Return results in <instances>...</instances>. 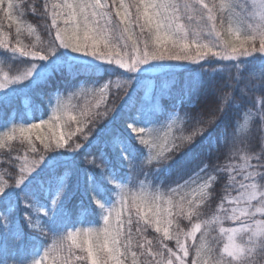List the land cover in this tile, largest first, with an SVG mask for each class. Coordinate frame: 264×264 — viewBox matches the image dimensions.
I'll use <instances>...</instances> for the list:
<instances>
[{
	"label": "snow or ice",
	"instance_id": "obj_1",
	"mask_svg": "<svg viewBox=\"0 0 264 264\" xmlns=\"http://www.w3.org/2000/svg\"><path fill=\"white\" fill-rule=\"evenodd\" d=\"M4 21L0 147L26 148L0 171V264H264V0H0ZM45 103L67 135L40 134Z\"/></svg>",
	"mask_w": 264,
	"mask_h": 264
},
{
	"label": "trees",
	"instance_id": "obj_2",
	"mask_svg": "<svg viewBox=\"0 0 264 264\" xmlns=\"http://www.w3.org/2000/svg\"><path fill=\"white\" fill-rule=\"evenodd\" d=\"M28 24H31L33 27H37L38 32L40 33V35L42 36V38L46 37V33L43 31L42 25H43V20L40 17H35L32 16L31 14L26 13L25 16L23 17V27H26ZM0 31L5 32L6 34V38L8 40H11L13 43L15 42V25H13L11 28H9V24L7 21H4L2 25H0ZM22 41L24 43H29L32 39H34V37H29L27 35V33L25 32L22 37H21ZM258 42H257V47H258ZM255 56H259V53H255ZM251 59V58H248ZM172 63H182V62H178V61H174ZM258 63V61H257ZM251 66V65H250ZM19 67L22 69L23 66L19 65ZM189 67H195V65H191ZM207 67V65H206ZM212 68H216L220 71L223 72V74L225 76H227L229 68L226 66L225 63L223 62H218V61H214L211 65ZM5 70H7V65H4ZM231 72L233 75L236 74V69L235 68H231ZM189 76V73L186 71H182V70H177L176 74H175V79L177 81L178 84L183 83L185 80H187ZM104 79H107V76L104 77ZM116 77H113V80H115ZM59 84L61 86V93L65 99V102L68 103L69 105H73V106H78L76 107L74 110H71V114L73 115H77L79 116V112L80 109H82L85 104L88 102L89 98H85V97H78L75 99H69L68 97V92L64 91V89L68 88L69 85L71 84L70 80H65V79H61L59 81ZM113 92L115 93V89H113ZM257 100L259 101V97H257ZM92 103H94L95 101H91ZM166 104L170 103L169 101H167V99L165 98L164 101ZM17 108H23L24 107V100L23 98L20 99V101L17 102ZM44 111L45 114L43 116V119L46 121H49V124L42 127L41 129H39L38 131L40 132L41 135L45 136L46 138H52V139H58L60 138V136L62 134L67 135L68 134V127L65 125L64 121H59L56 122L54 120H50V116L52 115L51 113V109L48 108L47 104L45 103L44 105ZM13 115H16V113H13ZM39 115V113L37 114ZM17 121H19V116H17ZM3 117L2 115H0V124H3ZM29 122L32 123H39V120H30ZM162 123L163 126L161 125H157V127L160 128V134L163 135L165 132L171 131L173 134L179 135L180 131L179 129H181L182 127V122L177 120L175 121L172 126L171 129H169V127L167 126V122L163 121L162 119ZM59 125V126H56ZM73 129L75 128V124H73ZM188 127V126H185ZM11 128L12 125L9 124L8 128H2L0 127V138H3L5 140H7V137L4 135L5 132H9L11 133ZM184 134H187V131L184 132ZM135 135V134H133ZM32 140L36 143L37 146H41L40 145V141L36 140V135L35 133L32 134ZM7 145H10L11 147L9 148L8 146L5 147H0V171H4L7 169V156L5 155L6 153H8L9 151L12 152L13 155H15L17 152H19L21 155L24 153L25 148H26V143L22 140V138L19 136V132H17L15 134V138L11 141H7ZM42 147V146H41ZM143 147V146H141ZM222 193V189L219 190ZM218 203V196H216V194H214L213 198H210L208 203H206L202 209H201V218L202 219H206V218H210L213 213L215 212V208L216 205ZM94 221H97V223H94L92 226H102L103 224V219L101 216H96L92 218ZM187 225L188 227H190V225L188 224L187 220H182V224L181 226H185ZM225 227L230 226L229 223H226L224 225ZM158 234H156L152 229H149V234H148V238L152 239L157 237ZM208 241L209 243H211L213 246H218V247H222L223 244L225 243V237L223 235L220 234L218 227L215 228L214 230L210 229V235L208 237ZM172 245H174V241L171 242Z\"/></svg>",
	"mask_w": 264,
	"mask_h": 264
},
{
	"label": "rangeland",
	"instance_id": "obj_3",
	"mask_svg": "<svg viewBox=\"0 0 264 264\" xmlns=\"http://www.w3.org/2000/svg\"><path fill=\"white\" fill-rule=\"evenodd\" d=\"M225 242H226V239H225Z\"/></svg>",
	"mask_w": 264,
	"mask_h": 264
}]
</instances>
